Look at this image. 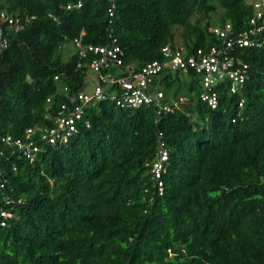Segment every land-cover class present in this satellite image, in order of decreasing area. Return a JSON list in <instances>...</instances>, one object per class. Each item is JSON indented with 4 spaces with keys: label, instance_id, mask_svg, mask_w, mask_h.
<instances>
[{
    "label": "trees",
    "instance_id": "16d2710c",
    "mask_svg": "<svg viewBox=\"0 0 264 264\" xmlns=\"http://www.w3.org/2000/svg\"><path fill=\"white\" fill-rule=\"evenodd\" d=\"M113 3L110 16L109 0H0L19 21L0 16V264H264V28L232 49L247 77L236 93L219 83L214 108L193 69L153 75L161 108L78 98L93 92L77 41L117 45L121 67L138 68L166 44L187 55L221 46L212 28L250 27L251 0ZM65 104L82 108L77 131L49 144L41 136ZM28 128L32 160L14 144Z\"/></svg>",
    "mask_w": 264,
    "mask_h": 264
},
{
    "label": "built area",
    "instance_id": "2783aa9c",
    "mask_svg": "<svg viewBox=\"0 0 264 264\" xmlns=\"http://www.w3.org/2000/svg\"><path fill=\"white\" fill-rule=\"evenodd\" d=\"M109 1H111V5L108 13L112 16L115 4L113 3L114 0ZM251 3L254 8V15L249 18L250 27L234 32L230 22H226L223 26L212 28L215 35L220 38L221 46H212L208 51L199 48L196 52L187 55L181 48L166 44L162 48L163 58L161 60L146 62L138 68L132 65L125 69L121 67L123 63L121 57L122 51L117 45L86 44L85 46H81L80 42L77 41V46L80 48V56L87 57V53L91 56L88 62V69L91 72L88 75L90 80L95 83L91 96L79 93L78 98L84 101H88L91 98L101 100L106 99V94H109V98L120 107H137L151 102H155L160 107V104L157 102H159L158 98L162 97V93H155L149 89L153 75L166 68L171 70L182 69V71L193 69L202 75L200 98L209 104L210 107H216L218 99L215 87L219 83H227V86L229 83V92L236 93L240 90L247 77V63L233 55L231 53L232 49L235 46L254 45L256 40L253 36L264 28V0H251ZM80 5V2H77L74 6L80 7ZM67 8H70V5ZM0 16L2 19H6L9 24L16 27L19 26L18 19L8 17L4 12H1ZM108 22L111 23V19ZM81 34L83 35L84 31ZM0 44L1 46L6 44V37L1 27ZM112 66L117 68L115 72L110 70ZM105 69L108 71H104ZM69 99L70 102L75 100L74 97H70ZM72 106L73 109H69L66 104L61 106L55 119L57 126L49 128L42 134L41 138L44 141L53 145L56 143L63 144L77 131L75 122L80 118L82 108L80 105ZM242 106L243 101L239 100L238 107L241 108ZM162 109L164 111L171 110V108L166 106H162ZM33 130V128L26 130V139L28 141H22L19 138L14 141V144L22 150L23 155H26L31 160L39 150L38 146L29 139ZM163 144V141H160V146L157 150L160 160L153 164L152 171L156 177L160 175L162 162L167 159V152ZM1 175L0 172V191L4 187ZM3 200L6 203L8 202L6 197H3ZM1 214L5 215L6 213L5 211H1Z\"/></svg>",
    "mask_w": 264,
    "mask_h": 264
},
{
    "label": "rangeland",
    "instance_id": "374dc122",
    "mask_svg": "<svg viewBox=\"0 0 264 264\" xmlns=\"http://www.w3.org/2000/svg\"><path fill=\"white\" fill-rule=\"evenodd\" d=\"M67 46H69L68 48L71 49V46H70V45H67ZM68 55H69V54H68L67 52H64V58H67ZM94 84H95L94 81H92V80L89 81V83H88V88H87V90H86L87 93L91 94V93L93 92ZM179 84H180V82L175 81L174 84H173V88H172V90H177L178 87H179ZM179 92H180L179 94L185 96V97H184L185 99H186V97H188V95L190 94V93H188V91L186 90L185 87H182V90H179Z\"/></svg>",
    "mask_w": 264,
    "mask_h": 264
}]
</instances>
